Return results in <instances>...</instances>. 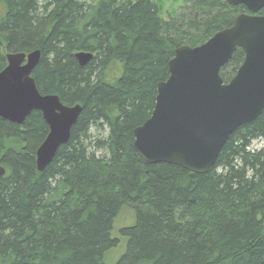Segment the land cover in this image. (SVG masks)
<instances>
[{"label": "trees", "instance_id": "16d2710c", "mask_svg": "<svg viewBox=\"0 0 264 264\" xmlns=\"http://www.w3.org/2000/svg\"><path fill=\"white\" fill-rule=\"evenodd\" d=\"M240 14L249 12L226 0H0V72L8 54L40 50L39 92L82 107L43 173L42 114L22 125L0 117V264H108L125 209L136 220L120 230L127 247L116 264H264V147L253 149L264 111L204 175L150 165L134 149L176 50L205 44ZM78 52L95 56L82 67ZM244 60L238 49L225 83ZM93 130L106 138L93 142Z\"/></svg>", "mask_w": 264, "mask_h": 264}, {"label": "water", "instance_id": "95a60500", "mask_svg": "<svg viewBox=\"0 0 264 264\" xmlns=\"http://www.w3.org/2000/svg\"><path fill=\"white\" fill-rule=\"evenodd\" d=\"M251 14L236 17L231 28L218 32L205 44L179 47L169 63V78L157 86L151 117L134 131V149L148 164H169L204 175L216 164L230 136L253 123L264 111V0H226ZM241 49L245 60L236 76L225 83L221 70ZM41 51L10 54L0 72V117L22 125L33 112H41L49 134L36 153L43 173L59 148L68 144L82 112L80 105L64 106L58 96L42 95L32 74ZM80 66L94 54L75 55ZM6 171L0 166V178Z\"/></svg>", "mask_w": 264, "mask_h": 264}, {"label": "rangeland", "instance_id": "374dc122", "mask_svg": "<svg viewBox=\"0 0 264 264\" xmlns=\"http://www.w3.org/2000/svg\"><path fill=\"white\" fill-rule=\"evenodd\" d=\"M166 18V15L164 16ZM93 135L92 141L94 142L96 139H102L106 138L107 133L106 131L97 133L95 130L91 133ZM94 143L91 145L92 148H94ZM253 149L260 150L262 147H264V142L262 141H256L253 144ZM95 154L97 157H104L106 155V151L104 150H97L95 151ZM135 213L131 209H125L121 215L119 216V219L117 220V223L115 225L114 230V237L119 240L118 246L109 253L107 256V262L108 264H116L119 259L125 254L126 247H127V238L122 236L120 233V230L126 227L133 226L135 224Z\"/></svg>", "mask_w": 264, "mask_h": 264}]
</instances>
